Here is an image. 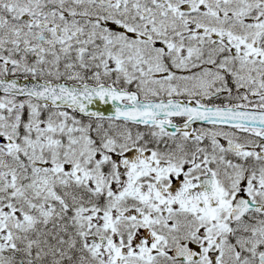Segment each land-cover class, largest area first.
Returning a JSON list of instances; mask_svg holds the SVG:
<instances>
[{"label": "snow or ice", "instance_id": "1", "mask_svg": "<svg viewBox=\"0 0 264 264\" xmlns=\"http://www.w3.org/2000/svg\"><path fill=\"white\" fill-rule=\"evenodd\" d=\"M0 264H264V0H0Z\"/></svg>", "mask_w": 264, "mask_h": 264}]
</instances>
